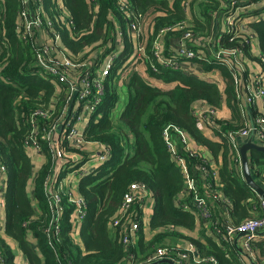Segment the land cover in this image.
I'll return each mask as SVG.
<instances>
[{
    "label": "trees",
    "instance_id": "16d2710c",
    "mask_svg": "<svg viewBox=\"0 0 264 264\" xmlns=\"http://www.w3.org/2000/svg\"><path fill=\"white\" fill-rule=\"evenodd\" d=\"M56 1L40 0L45 17L54 22L55 31L61 35L70 52H76L77 58L70 57L87 62L94 60L87 56L90 50L99 51L94 68L98 70V77L103 80L101 102L95 110L90 108L92 95L82 101L72 102L73 112L78 115L84 114L86 110L90 112L88 124L81 129L86 149L80 151H84L82 154L89 158L87 145L101 143L110 150V156L102 166L85 175L78 185L79 194L87 203L86 216L79 232L84 248L71 235L74 205L67 202V197H64L66 209L60 227L62 240L53 248L47 241L44 229L51 220L45 194L46 178L52 176L55 162L46 134L39 136L42 150L41 157L37 160L28 155L24 142L31 133L33 122L39 124L42 132L52 128L61 113L59 108L62 103L59 104V101L66 94L67 87L57 78L39 70L31 45L21 37L18 29L21 22V0H0V155L7 168V192L4 199L6 219L3 221L6 235L17 242V248L22 250L30 264H124L125 261L128 262L129 254L134 256V264H144L158 247L178 246L184 249L187 247L184 245L186 242L195 245L202 264H248V258L235 244L223 240L211 230L209 232V225L195 211H183L177 203L182 196L186 179L168 150L164 137V129L168 126L186 130L199 143L206 145L214 157L221 154L223 164L219 169L217 189L220 195L229 198L232 223L238 224L256 216L262 209L261 197L246 183L242 170L230 159L229 145L207 138L198 128L192 114L193 106L199 100H207L215 107L221 106L223 95L218 85L187 75L179 68L164 67L156 55L153 41L160 30L187 21L188 11L194 0H174L172 4L169 0H97L95 5L90 0H62L70 13L69 23L55 9ZM121 1L131 4L135 12L143 16L151 9L157 11L154 29L150 31L148 51L147 48L144 50L140 61L148 62L151 75L165 81L179 80L180 83L172 89L164 90L150 85L141 75L133 72L124 83L127 102L116 120L112 109L117 107L121 99L119 79L122 71L130 66L135 46L128 11L120 9ZM243 1L245 2L239 4L241 11H246L245 8L248 11L238 17L249 23L244 25L240 36L244 38L252 32L264 51V5L253 6L256 1L262 0ZM210 2L212 4L204 5L206 28L211 27L210 9L220 10L224 14L230 8L232 0ZM244 6L246 7L243 8ZM118 24L126 40L121 51L115 44L117 34L114 29ZM202 27L201 21L197 19L187 26L196 36L204 32ZM176 30L179 38L183 30ZM239 39L238 37L233 42L226 39L224 44L232 46ZM95 43H100L101 47L91 46ZM82 49L84 51L79 56L77 52ZM195 50L201 53L197 47ZM114 53L117 58L112 61L113 67L105 73L104 69ZM248 55L251 56L250 52ZM249 56L246 62L251 70V63H255L256 57ZM216 64L205 63L204 67L207 71L214 67L221 70L227 82L226 101L233 115L238 116L232 72L227 66ZM78 81L82 83L81 79ZM93 90L97 92L96 88ZM42 110H50L52 116L45 119L36 114ZM240 125L227 123L224 127L237 128ZM64 146L67 156L76 152L70 142ZM250 165L255 179L264 188V151L253 149L250 152ZM133 183L147 184L155 199L149 224L153 230L150 239H146L142 233L144 202L135 203L120 226H114L124 196ZM30 191H33V196ZM134 221H139L137 233L142 234L137 244L126 248L122 240L125 226ZM224 222L225 220L221 225ZM24 223L28 225L25 226ZM32 235L39 244V253L34 251L28 240ZM8 237H3L0 233L1 260L5 264H18L15 260L17 248L8 242ZM252 249L257 257L256 261L263 262L264 238L253 241ZM212 257L216 261H212ZM188 263L191 264V261Z\"/></svg>",
    "mask_w": 264,
    "mask_h": 264
},
{
    "label": "built area",
    "instance_id": "2783aa9c",
    "mask_svg": "<svg viewBox=\"0 0 264 264\" xmlns=\"http://www.w3.org/2000/svg\"><path fill=\"white\" fill-rule=\"evenodd\" d=\"M96 2L97 0H90V3L93 5ZM243 2L245 1L232 0V9L229 8L226 11L227 14H225L226 12L224 13L227 27L223 34L229 42L236 41L239 37L240 39L236 44L232 46L210 44V38L212 37H209L204 42L206 48L213 52L215 61L218 64L227 66L232 72L239 114V122L235 124L240 123L241 125L237 128H225V124L231 123L234 120L220 115L219 107H215L207 100L197 101L192 109V114L196 119L198 128L210 134L215 132L217 140L215 142L221 144L227 143L231 149L229 157L239 165L240 169L242 168V159L239 151L241 146L240 141L252 137L254 142L261 145L264 144V111H261L260 105H258L261 101H264V51L261 50L257 56L262 69L255 67V70H250L246 62L247 50L254 48L256 41L252 33L244 38L240 36L244 27V19L239 20L238 16L248 11L245 7L243 8L246 11H241L242 9L239 4ZM55 9L59 11V14L63 18L68 17L70 19L69 12L62 1L57 0L55 2ZM120 9L128 11L127 17L130 31L135 35L138 34L136 29L140 27V21L146 15L137 14L131 4L124 1H121ZM19 17L21 22L18 25V29L21 31V37L31 45L39 70L64 83L67 87L66 93L70 94L72 90L81 96V99L76 98L75 101H82L84 98L92 95L90 108L95 110L101 102V96L104 93L103 80L98 77V70L94 68L96 60L82 62L70 57L68 50L61 44V35L54 29V22L45 17L40 0H21ZM187 26V21H182L174 26H167L160 30L157 39H160L162 36L161 32L166 33L177 28L183 30L182 36L179 37V55L168 58L164 57L161 61L164 67L179 68L184 61L183 59L211 62L208 55H204L202 52L198 53L195 50L196 43L200 41V37L196 36ZM1 34L2 28L0 27ZM142 35L139 34V42ZM159 43L156 42L155 44L157 56L160 55L157 52ZM144 50L145 47L142 49L141 46L138 50L135 48L134 57L139 53V61L142 60V52L144 55ZM56 56L60 57L59 60H56ZM67 57L76 63L68 60ZM115 58H117L116 53H114V56L104 69L105 73H108L109 69L113 67L112 61ZM66 66H75L81 70L78 73L69 74L68 69H65ZM130 69L128 68L127 71ZM126 75L124 74L122 77L126 78ZM78 79H81L82 83ZM93 88H96L97 92H94ZM72 102L70 99L68 102H62L59 108L61 113L52 128L48 131L44 130L42 132L39 124L33 122L31 133L26 137L24 142V148L29 156L32 152L39 154L42 150L39 136L46 134L55 162L52 176L46 178L45 186L51 220L48 226L45 227L44 232L48 243L53 248H55L57 242L62 240L60 237V227L61 219L66 209L64 197H67V202L74 205L71 214V235L74 238H78L77 236L86 216L87 203L80 194L78 195L73 191L72 185H75L76 182L78 185L85 175L94 172L102 166L110 156V150L106 146L98 156L100 159L99 163L93 162L94 156L92 153L88 155L89 158H86L82 154L84 151L80 150L86 149L84 147L86 141L82 131L78 127V123L82 121L86 112L87 116L90 112L86 110V112H83L84 114L78 115L76 112H73L74 105ZM36 114L45 119H49L52 116L50 110L38 111ZM164 136L168 150L173 154L176 166L186 179L182 196L177 201L180 209L189 212L195 211L198 217L209 225L208 230L218 234L227 242L235 243L234 240L238 234L243 233L244 235L241 238L246 252L253 260L257 259L252 249V243L258 239L259 234L264 232V197L260 198L262 209L259 215L247 218L238 224L232 223L231 210L228 206L229 198L219 194L217 189L219 184V167L216 164V158L208 151V147L202 143H198L192 135L182 128L168 126L164 129ZM69 142L76 148V152L67 156L64 144ZM6 172L7 168L2 163L0 155V233L3 230L1 208L5 206L4 199L7 192ZM152 196L153 194L147 184L133 183L124 196V201L119 208V215L114 221V226H120L121 222L130 214L135 203H146ZM215 206H218V208ZM223 220L225 222L221 225ZM139 224V221H134L125 226L122 240L126 248L135 245L134 236L135 232L139 229ZM24 225L27 226L28 223H24ZM38 248L39 244L36 243L34 249ZM163 258L171 259L176 264H189L188 261L190 259H193L196 264L202 263L198 259L195 245L190 243L184 249L177 246L158 247L154 253L148 256L144 264H150ZM133 260V254H129L128 262L134 264ZM211 260L216 261L214 257ZM0 261L2 264H5L1 260V250ZM259 263L264 264V261H259ZM20 264H24V262L21 260Z\"/></svg>",
    "mask_w": 264,
    "mask_h": 264
},
{
    "label": "crops",
    "instance_id": "0c3cea01",
    "mask_svg": "<svg viewBox=\"0 0 264 264\" xmlns=\"http://www.w3.org/2000/svg\"><path fill=\"white\" fill-rule=\"evenodd\" d=\"M59 1H62V0H59ZM173 1L174 0H169V2H170V4H172L173 3ZM261 2V3H260ZM205 4H212L211 2H210V0H194V2H193V4H192V7L189 9V11H188V15H187V23H188V25H191V23L192 22H194V19H197L198 21H201V23H202V29L201 30H203L204 32H202L201 33V35L200 36H198V37H200V41H198L197 43H196V47L198 48V49H200V51L204 54V55H208L209 57H210V59H211V62H200V61H183V63L180 65V67H179V70H181L182 72H184L185 74H187V75H192V76H197L198 78H200V79H203V80H206V81H208V82H210V83H214V84H217L218 85V87H219V89L221 90V92H222V95H223V98H222V103H221V106L219 107V109H220V115H222V116H224L225 118H227V119H232V120H234L233 122H231V124H235V123H238L239 122V114H238V116H234L233 115V112H232V110H231V108L229 107V105H228V103H227V101H226V98H225V89H226V86H227V82H226V78L222 75V72H221V70L219 69V68H217V67H214L212 70H209V71H207L206 69H205V63H207V64H215V63H217L216 61H215V59H214V57H213V52L211 51V50H209V49H207L206 48V46L204 45V42L205 41H207L208 39H209V37H212V38H210V44H214V45H216V44H224V42H226V36H224V34H223V32L226 30V23H225V18L226 17H223V15L224 14H222V11H217V10H214V8H212V9H210V12H209V14L212 16V20H211V22H210V24H211V27H207L206 28V25H207V22H206V17H205V14H204V12L206 11L205 10V8H204V5ZM258 4H260V5H258ZM264 5V0H262V1H256V3H254L253 4V6H263ZM66 9H67V7H65ZM68 11V10H67ZM69 12V11H68ZM149 13H153L154 14V18H153V20H152V23H151V26H150V29H149V36H150V31L151 30H153L154 29V27H153V25H154V19H155V16L157 15L156 13H157V11L155 10V9H151V10H149L148 11ZM69 15H70V13H69ZM66 22H70V19L68 18V17H64L63 18ZM62 20V19H61ZM64 20H62V21H64ZM217 20L219 21V22H217ZM57 21H59V19H57ZM217 23V24H216ZM247 23H249V21H247V20H244L243 21V24L244 25H246ZM71 26V25H70ZM248 26V25H247ZM114 32H116V42H115V44H116V48H118V50H122V48H123V46L125 45L124 43L126 42V40H125V37H124V35H123V33H122V28H121V26H120V24H118V26L114 29ZM252 33V32H251ZM208 34H210V35H208ZM133 35V34H132ZM176 36L177 37H175V38H171L172 36H170L169 37V39L168 40H166V41H164V43H165V47H166V49L160 54V55H158V61L159 62H161L162 61V59L164 58V57H170V56H178L179 55V38H178V34L176 33ZM256 38V37H255ZM254 38V39H255ZM146 39H149V37L148 36H146ZM255 41H256V45H255V47L254 48H252V49H248L247 50V56H246V58L249 56L248 55V52H250V54H251V56H249V58L250 57H256V60H254V64L256 65V67L258 68V69H262V65H261V63L259 62V60H258V58H257V56H258V54H259V52L261 51V46H260V42H259V40H257V39H255ZM134 44H135V46H134V50H133V56H134V52H135V48H136V44H137V38H136V35H134ZM101 43V42H100ZM100 43H99V45H97L98 43H95V44H93V45H91V46H96V47H101L100 46ZM61 44H62V46H64L65 48H67V50L69 49L68 47H67V45L65 44V42L63 41V38L61 39ZM91 46H89V47H91ZM118 50H116L115 52H118L119 53V51ZM83 49L80 51V52H77V53H79V56H81V54L83 53ZM69 52H70V49H69ZM98 52L99 51H95V50H90L88 53H87V56H88V58H94V60H97L96 59V56H98ZM71 56H73V57H75V58H77L76 57V52H70L69 53ZM73 54V55H72ZM145 54H146V52H145ZM133 56H132V58H133ZM106 60H108V59H106ZM144 64L146 65V68H145V71L147 72V74L154 80V84H151L150 82H148V81H146L144 78V80L147 82V83H149L150 85H152V86H156V87H159V88H161V89H164V90H169V89H172V88H174L176 85H178L179 83H180V81L179 80H174V81H165V80H163V79H161V78H158V77H155V76H153V75H151L150 73H149V71H148V62L146 63L145 61H144ZM253 63H251V69L252 70H255V65H254ZM219 65H221V64H216V66H219ZM130 66H128V67H126L125 68V70L124 71H122V74H121V76H120V78L121 79H119V85H121V88L122 87H125V85H124V83L127 81L126 80V78H123L122 76L124 75V74H127L126 76H128L129 74V77L131 76V74L133 73V72H137L139 75H140V73L138 72V71H133L132 70V68L129 70V71H127V69L129 68ZM253 67H254V69H253ZM142 77V76H141ZM150 78V79H151ZM129 79V78H128ZM121 98L122 99H120V101H119V103H118V105H117V107L114 109H112V114H113V116H114V118H116V120H118L119 119V113H120V111H121V109L125 106V104H126V102H127V95H125L124 96V99H123V94H122V92H121ZM120 103H122V104H120ZM258 105H260V108H261V111L263 110L264 111V101H261ZM86 112V111H85ZM88 117H89V115L87 116L86 114L84 115V117H83V119H82V121H80V123H78V125H80V130L81 129H83L84 127H85V125H87L88 124ZM86 120V121H85ZM234 127H236V126H234ZM186 131V130H185ZM202 132H203V134L207 137V138H209V139H211V140H213V141H217L216 140V138H215V136H216V133L215 132H212L211 134L210 133H208V132H206L205 130H201ZM191 135V134H190ZM165 137V136H164ZM248 140V139H247ZM246 139H244V140H241L240 142H241V145H242V143H244V142H246L247 141ZM199 143V142H198ZM198 145V144H197ZM264 145V144H263ZM105 147V145L104 144H101V143H90V144H88L87 145V153L90 155V153H92V155L94 156V161L93 162H95V163H99V154H100V152H102L103 151V148ZM208 151L212 154V152H211V150L208 148ZM30 154V153H29ZM34 160H37V159H39L40 157H41V154L39 153H36V152H32V154L30 155ZM214 156V155H213ZM216 158V164L218 165V167H219V169L221 168V166H222V162H223V160H222V156H221V154H219L218 155V157H215ZM242 159V158H241ZM232 161H234V160H232ZM239 166V165H238ZM241 170H242V168H241ZM242 175H243V172H242ZM255 178V177H254ZM66 185H68V184H66ZM79 185V184H78ZM78 185H72V187H73V191L74 192H76V194H78L79 195V191H78ZM75 186H76V188H75ZM263 187V186H262ZM31 190V189H30ZM30 195L31 196H33V191H30ZM261 197V196H260ZM36 202H35V200H33V204H35ZM148 207H150L149 208V210H147V208ZM154 207H155V199H154V196H152L151 198H149L147 201H146V205H144V212H143V214H147V211H149L148 213H149V216H144L143 217V221H145V220H147V218L149 219H151V216H152V214H153V211H154ZM6 210V209H5ZM4 213V211L2 210V222L3 221H5V219H6V217H4L3 214ZM5 213H6V211H5ZM259 215V214H258ZM257 216V215H256ZM149 224H150V222H149ZM82 228V227H81ZM4 230H5V228H4V225H3V232H1V234H2V236L3 237H8L7 235H6V233L4 232ZM81 230V229H80ZM209 232H211L210 230H208ZM140 232V231H139ZM142 233L144 234V236H145V238L146 239H150L151 238V236L153 235V230H151V228H150V226H148V228H143V230H142ZM141 233V234H142ZM140 233H137V232H135V236H134V243L135 244H137V242H138V239L140 238V235H141ZM78 238H75L76 239V242L82 247V249L84 248V242H83V240H82V238H81V236H80V234H78V236H77ZM211 237V236H210ZM237 238V237H236ZM264 238V232L263 233H261V234H259V236H258V240H260V239H263ZM8 242L9 243H12L13 244V246L15 247V248H17V242L16 241H14L13 239H11L10 237H8ZM28 240L30 241V244H31V246L33 247V249H34V247H35V245H36V243H37V241H36V239H35V237L32 235V236H29L28 237ZM236 240V239H235ZM234 240V241H235ZM243 240H242V238L240 237L239 239H238V246L240 245L242 248H243V250L244 251H246V249H245V247L243 246V242H242ZM190 243H188V242H186V243H184V245H189ZM230 244H235L236 245V243H234V242H231ZM237 246V245H236ZM239 246V247H240ZM178 247V246H177ZM186 247V246H185ZM16 256H15V260L17 261V263L18 264H20L21 263V260L24 262V264H30L29 263V261L27 260V257H25L24 255H23V252H22V250L20 249V248H17L16 250ZM34 251H36V252H40V249L38 248V249H34ZM197 253H198V251H197ZM246 257V256H245ZM190 261H191V264H196V262L193 260V259H190ZM260 261V260H259ZM259 261H256V259L254 260V263L255 264H260L259 263ZM131 262H124V264H130ZM247 263L248 264H251L250 263V261H249V259L247 260ZM202 264V263H201Z\"/></svg>",
    "mask_w": 264,
    "mask_h": 264
},
{
    "label": "rangeland",
    "instance_id": "374dc122",
    "mask_svg": "<svg viewBox=\"0 0 264 264\" xmlns=\"http://www.w3.org/2000/svg\"><path fill=\"white\" fill-rule=\"evenodd\" d=\"M244 7H246V6H244ZM230 9H232V6L231 5H230ZM223 17H226V16L223 15ZM153 18H154V14L148 12L147 15L140 21V27H137V29L135 27V29H136V31L138 33V34H136V38H137L136 50H138L140 48V46H141L142 49L145 47V50L147 48V51H148L147 45H148V41L150 42V39H146V36L150 37L149 36V29H150V26H151V23H152ZM225 20H226V18H225ZM217 22H219V21L217 20ZM174 33H178L177 30L169 31V32H166V33L165 32H161L162 36L160 37V39H157L156 38L153 41L154 44H156V42H160L159 45H158V50H157L158 53L161 54L166 49L164 41L168 40L170 36H172L171 38L177 37L176 34H174ZM139 34L140 35L143 34L142 37H141L140 42L138 40ZM208 35H210V34H208ZM154 44H153V48H152L153 50H154ZM155 49H156V47H155ZM139 52H141V51H139ZM142 56H143V52H142ZM138 57H140V54L139 53H138V55L136 57L131 58V60L129 61V62H131L129 68H132L133 71H138L140 73V75L142 76V78H144L146 81L150 82L151 84H154V80L145 71L146 65L144 64V62L139 61V58ZM59 58H60L59 56H56V60L57 59L59 60ZM67 59L68 60H71L68 57H67ZM92 60L93 59H91V61ZM72 62L73 63H76L75 61H72ZM65 69H68L69 74H75V73H78L81 70L80 68H76L75 66H71V67H67L66 66ZM129 75L126 76V80H128ZM76 87L79 88L78 86H76ZM90 90H91V88H90ZM71 92L72 93H70V94L69 93H66L63 97H61V100L59 101V104L62 103V102H68L69 99L72 100V101L75 100L76 98H80L81 99V96H79L77 93H75L72 90H71ZM121 92L123 94V99H124V96L127 95V93H126V87H122V91ZM120 104H122V103H120ZM78 127L80 129V125H78ZM75 185H77V182H76ZM149 208L150 207H148L147 210H149ZM1 209L4 211V213H3L4 215L3 216L6 217V213H5L6 207L3 206ZM148 212L149 211H147V214H144V216H149V213ZM149 222H150V218L149 219L147 218V220L144 221V227L145 228H148Z\"/></svg>",
    "mask_w": 264,
    "mask_h": 264
},
{
    "label": "water",
    "instance_id": "95a60500",
    "mask_svg": "<svg viewBox=\"0 0 264 264\" xmlns=\"http://www.w3.org/2000/svg\"><path fill=\"white\" fill-rule=\"evenodd\" d=\"M255 149L259 151H264V145L258 144L253 141V138L250 137L246 142L242 143L240 146V155L242 158V172L243 177L246 181V183L261 197H264V188L261 186V184L254 178L251 165H250V152ZM244 234L239 233L235 243L238 247V250L246 256L251 264H255L254 260L249 256V254L243 250V248L238 246V239L242 237ZM150 264H176L173 260L168 258H163L160 260H157Z\"/></svg>",
    "mask_w": 264,
    "mask_h": 264
}]
</instances>
